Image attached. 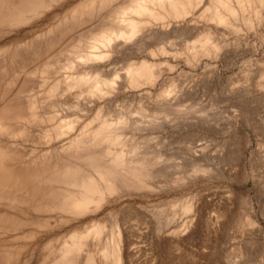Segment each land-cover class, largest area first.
<instances>
[{
  "label": "bare ground",
  "instance_id": "obj_1",
  "mask_svg": "<svg viewBox=\"0 0 264 264\" xmlns=\"http://www.w3.org/2000/svg\"><path fill=\"white\" fill-rule=\"evenodd\" d=\"M236 65L219 92L247 124L264 0H0V264H196L197 193L151 201L218 174L169 142L212 127L196 97ZM244 199L228 236L259 227ZM211 211L213 235L228 211Z\"/></svg>",
  "mask_w": 264,
  "mask_h": 264
},
{
  "label": "rangeland",
  "instance_id": "obj_2",
  "mask_svg": "<svg viewBox=\"0 0 264 264\" xmlns=\"http://www.w3.org/2000/svg\"><path fill=\"white\" fill-rule=\"evenodd\" d=\"M48 22H50L49 17L41 19L38 25L45 26ZM63 57L60 59L62 63L65 61ZM236 71L237 65L230 70L222 71L219 81L214 79L210 82L209 92L200 93L196 97L195 106L204 109L208 120H211L212 127L183 128L169 142L173 143V152L182 150L184 152L185 147L188 146L203 147L205 151L203 156L207 158L208 165L212 164L210 167L215 168L218 174L213 175L211 178H202L196 185L188 184L189 186L186 185L183 190L178 192L162 194L152 198L151 201V203L164 202L169 199L185 198L195 192L197 193L202 204V216L199 222L202 235L197 243H192L191 238L186 240L187 248L196 245L200 249L196 264H226L227 260L225 258L227 255L229 256V253L234 254V264H264V172L254 164L256 162L254 160H257L264 151V109L248 110L246 114L249 116V122L247 124L240 122L241 114L235 111L237 107L234 103L226 100L219 92L227 76ZM121 103L122 99L118 98L114 102V106H119ZM126 104L129 105L130 101H127ZM232 113H234L233 116H227L232 115ZM191 138L192 140H190ZM174 145L177 146L173 147ZM229 156L234 158L231 159ZM213 160L218 163V166ZM247 194L256 210L254 218L259 227L242 228V230H239L240 234L238 232L228 236L236 223L235 221H240V216L246 212V204L243 200L245 201L244 197ZM217 208L228 211V215L226 218L219 219L216 233L212 235V231L216 226L212 227L209 224L207 213ZM239 248L242 255L236 256ZM194 259L191 256L185 257L184 263L193 264Z\"/></svg>",
  "mask_w": 264,
  "mask_h": 264
}]
</instances>
